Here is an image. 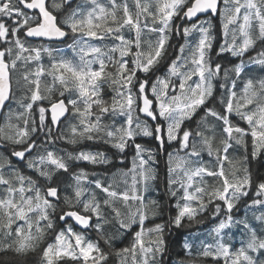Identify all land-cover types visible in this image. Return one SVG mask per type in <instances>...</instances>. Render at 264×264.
Returning a JSON list of instances; mask_svg holds the SVG:
<instances>
[{
	"label": "snow or ice",
	"instance_id": "obj_1",
	"mask_svg": "<svg viewBox=\"0 0 264 264\" xmlns=\"http://www.w3.org/2000/svg\"><path fill=\"white\" fill-rule=\"evenodd\" d=\"M0 109V264H264V0H0Z\"/></svg>",
	"mask_w": 264,
	"mask_h": 264
},
{
	"label": "trees",
	"instance_id": "obj_2",
	"mask_svg": "<svg viewBox=\"0 0 264 264\" xmlns=\"http://www.w3.org/2000/svg\"><path fill=\"white\" fill-rule=\"evenodd\" d=\"M83 2H84V0H77L76 1V3H83ZM53 47H59L60 48L61 45L60 44H56V45H53ZM45 63H47V58H45ZM105 98L107 99L108 97L106 96ZM11 107L13 109H15L16 108L15 103H13L11 105ZM6 117H7V114L4 116L3 124H4L5 120H6ZM138 142L147 143V139L144 140V141H138ZM80 146L81 145H70V144H67L66 142H60L57 145V147L65 149L66 151H70V152L71 151H80L81 149L91 150V151H106L109 155H112V153L115 152V149H110L109 146L104 145L103 143H100V142L93 143V142L89 141V142L83 143V145L81 146V149H80ZM5 147H6V145H5ZM4 150H5V148L4 149H0V153L4 152ZM129 154H131V151L129 152ZM113 159L116 162V160L119 159V157H113ZM158 159H159L158 170H159L161 183L159 184V187H158V189L155 192V196H156L157 199H160L162 203H164V202H166V199H167L164 196V187L165 186H164V183H163V180H164V177H165L166 171H167L166 156L163 153H161ZM81 166L87 167V168H89V170H97V171H99V170L102 169L99 166H96L95 168H93L92 166H89V165H86V164L85 165H81ZM103 167H107V166H103ZM113 171H115V169H113ZM69 223H71V222L69 221ZM204 225H206V224H204ZM200 227H202V226L201 225L200 226L193 225L191 228H185V229H183L181 231L183 233V236H189L190 233H192L194 230H196V229H198ZM183 236H181V238H180V243H178V247L176 245H174L171 248V250H170V254L168 256L169 258L166 257V260L168 261V264H173V261L176 260L177 258L185 259V254L181 250V245L183 243ZM94 237H95V234H93V238ZM172 239L175 240L176 236L174 235L172 237ZM3 255H4L3 253H0V258H2ZM8 255H9V257H11L12 254L9 253ZM36 260H38V258L35 257V256H32L30 264H35Z\"/></svg>",
	"mask_w": 264,
	"mask_h": 264
},
{
	"label": "rangeland",
	"instance_id": "obj_3",
	"mask_svg": "<svg viewBox=\"0 0 264 264\" xmlns=\"http://www.w3.org/2000/svg\"><path fill=\"white\" fill-rule=\"evenodd\" d=\"M240 153H233V155H239ZM205 159H210L209 157H207L205 155ZM153 198H156L155 196V192L153 193ZM211 228V224L210 223H206V226L204 227H200L196 230H194L192 233L189 234V238L190 240L193 238L194 235H200V238L203 239L204 238V234L208 231V229ZM118 246V245H117ZM176 246L178 247V245L176 244ZM183 260V259H180V258H177L176 260L173 261V264H179V262Z\"/></svg>",
	"mask_w": 264,
	"mask_h": 264
},
{
	"label": "water",
	"instance_id": "obj_4",
	"mask_svg": "<svg viewBox=\"0 0 264 264\" xmlns=\"http://www.w3.org/2000/svg\"><path fill=\"white\" fill-rule=\"evenodd\" d=\"M3 110L4 109H0V121H1V116H2ZM0 144H1V142H0Z\"/></svg>",
	"mask_w": 264,
	"mask_h": 264
},
{
	"label": "flooded vegetation",
	"instance_id": "obj_5",
	"mask_svg": "<svg viewBox=\"0 0 264 264\" xmlns=\"http://www.w3.org/2000/svg\"><path fill=\"white\" fill-rule=\"evenodd\" d=\"M232 59H235V58H232ZM7 112V109H5V113Z\"/></svg>",
	"mask_w": 264,
	"mask_h": 264
},
{
	"label": "bare ground",
	"instance_id": "obj_6",
	"mask_svg": "<svg viewBox=\"0 0 264 264\" xmlns=\"http://www.w3.org/2000/svg\"><path fill=\"white\" fill-rule=\"evenodd\" d=\"M154 146V145H153ZM163 171V170H162ZM165 173V172H164ZM178 245V244H177ZM181 253V252H180ZM169 258V257H168ZM171 258V257H170Z\"/></svg>",
	"mask_w": 264,
	"mask_h": 264
}]
</instances>
